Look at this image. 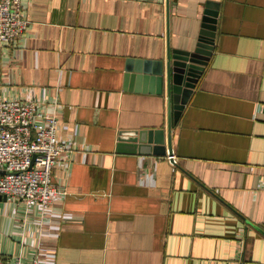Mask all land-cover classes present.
I'll use <instances>...</instances> for the list:
<instances>
[{
  "label": "crops",
  "instance_id": "1",
  "mask_svg": "<svg viewBox=\"0 0 264 264\" xmlns=\"http://www.w3.org/2000/svg\"><path fill=\"white\" fill-rule=\"evenodd\" d=\"M208 4L215 50L170 152L166 93L126 68L165 58L168 11L171 48L192 50ZM23 16L0 45V101L55 115L67 195L46 210L0 196V260L264 264V0H23ZM133 132L159 153L122 140Z\"/></svg>",
  "mask_w": 264,
  "mask_h": 264
},
{
  "label": "built area",
  "instance_id": "2",
  "mask_svg": "<svg viewBox=\"0 0 264 264\" xmlns=\"http://www.w3.org/2000/svg\"><path fill=\"white\" fill-rule=\"evenodd\" d=\"M28 28L23 0H0V45L16 44ZM57 127L55 115L35 103L0 101V196L46 210L56 197L67 195L52 182L61 155L70 148L58 141ZM168 159L176 160L174 154ZM0 264L23 263L16 258Z\"/></svg>",
  "mask_w": 264,
  "mask_h": 264
},
{
  "label": "water",
  "instance_id": "3",
  "mask_svg": "<svg viewBox=\"0 0 264 264\" xmlns=\"http://www.w3.org/2000/svg\"><path fill=\"white\" fill-rule=\"evenodd\" d=\"M168 2L169 0L167 4ZM218 16L217 5L208 4L196 46L192 50H178L172 49L170 45L168 11V41L165 58L158 62L130 61L126 68V83L138 80L146 86L149 85L152 91H156L159 95L166 93L170 152L173 151L171 138L173 127L179 122L215 50ZM151 136L152 133L133 132L122 140L130 143L139 142L137 146L139 152L147 154L153 150L157 154L159 153L157 146L151 148L154 141ZM153 143L162 144L158 139H155Z\"/></svg>",
  "mask_w": 264,
  "mask_h": 264
}]
</instances>
